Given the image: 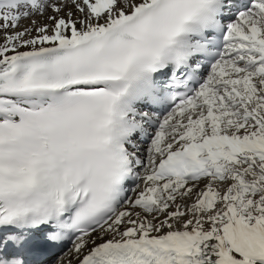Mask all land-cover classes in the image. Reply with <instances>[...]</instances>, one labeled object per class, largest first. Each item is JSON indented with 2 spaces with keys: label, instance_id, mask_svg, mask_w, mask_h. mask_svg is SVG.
Wrapping results in <instances>:
<instances>
[{
  "label": "snow or ice",
  "instance_id": "1",
  "mask_svg": "<svg viewBox=\"0 0 264 264\" xmlns=\"http://www.w3.org/2000/svg\"><path fill=\"white\" fill-rule=\"evenodd\" d=\"M49 256L264 264V0H0V264Z\"/></svg>",
  "mask_w": 264,
  "mask_h": 264
},
{
  "label": "bare ground",
  "instance_id": "2",
  "mask_svg": "<svg viewBox=\"0 0 264 264\" xmlns=\"http://www.w3.org/2000/svg\"><path fill=\"white\" fill-rule=\"evenodd\" d=\"M24 23V22H23ZM24 24H28V23H24ZM145 145L146 144H142L141 145V152H143L144 148H145ZM53 259V257H49V258H46V261L44 262L45 264H50L51 260Z\"/></svg>",
  "mask_w": 264,
  "mask_h": 264
},
{
  "label": "rangeland",
  "instance_id": "3",
  "mask_svg": "<svg viewBox=\"0 0 264 264\" xmlns=\"http://www.w3.org/2000/svg\"><path fill=\"white\" fill-rule=\"evenodd\" d=\"M24 23H28V21H23ZM145 147H146V145H145Z\"/></svg>",
  "mask_w": 264,
  "mask_h": 264
}]
</instances>
